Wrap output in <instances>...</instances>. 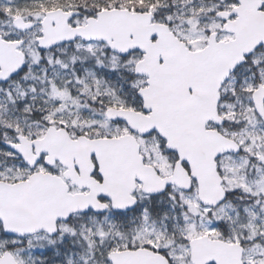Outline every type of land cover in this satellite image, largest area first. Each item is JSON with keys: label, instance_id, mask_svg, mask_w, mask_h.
Returning a JSON list of instances; mask_svg holds the SVG:
<instances>
[{"label": "snow or ice", "instance_id": "1", "mask_svg": "<svg viewBox=\"0 0 264 264\" xmlns=\"http://www.w3.org/2000/svg\"><path fill=\"white\" fill-rule=\"evenodd\" d=\"M0 264H264V0H0Z\"/></svg>", "mask_w": 264, "mask_h": 264}]
</instances>
